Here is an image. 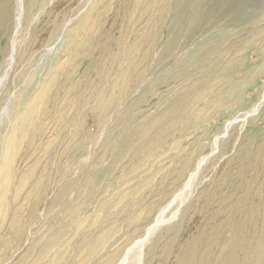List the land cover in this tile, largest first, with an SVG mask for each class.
<instances>
[{
    "label": "rangeland",
    "instance_id": "374dc122",
    "mask_svg": "<svg viewBox=\"0 0 264 264\" xmlns=\"http://www.w3.org/2000/svg\"><path fill=\"white\" fill-rule=\"evenodd\" d=\"M218 1L24 0L32 3L27 8L41 21L36 45L65 17L73 20L70 31L85 18L87 34L80 60L71 55L74 83L66 106L62 94L49 104L51 146L38 150L35 194L25 200V194L21 196L26 207L20 215L21 248L0 264H13L38 239L33 254L25 257L24 264H29L54 235L57 245L46 251L42 264L57 253L56 264H115L129 243L143 235L157 209L181 188L202 152L223 135L230 116L259 101L264 84V0H246L239 14L233 7L227 12L224 3L217 9ZM210 10L226 16L209 18ZM262 105L258 115L237 123L221 138L215 159L194 181L180 219L160 228L144 248V258L151 260L145 264H172L191 237L226 221L228 208L237 202L240 206L232 214L239 212L233 219L243 227L242 238L255 231L257 226L241 210L249 200L245 196L252 194L246 192L252 172L246 170L242 178L237 171L248 166L247 154L258 157L263 174L251 177L262 185L264 196V100ZM68 184L74 185L70 196L79 193L84 203L76 206L74 199L71 214L66 196L63 208L48 210L53 194ZM259 203L257 209H263ZM260 215L252 214L255 219ZM258 245L259 253H248L250 262L245 264H264V243ZM169 252L173 254L165 261L161 254Z\"/></svg>",
    "mask_w": 264,
    "mask_h": 264
},
{
    "label": "bare ground",
    "instance_id": "6f19581e",
    "mask_svg": "<svg viewBox=\"0 0 264 264\" xmlns=\"http://www.w3.org/2000/svg\"><path fill=\"white\" fill-rule=\"evenodd\" d=\"M10 1L11 0H0V39L2 40L0 41V260L9 256L11 258L15 256L16 252H18L17 249L20 246V241H18V239H21V237L24 236V228L22 226L23 219L21 220L20 215L22 210H24L26 207H24L22 200H25V198L31 197L35 194L34 191L38 177L37 169L40 161L38 150H40L41 145L44 147L48 146L49 148L51 146V133L54 130V126L53 123H50L53 114L52 112H49V104L53 96L56 98L60 97L62 94V102L66 106L68 88H70L71 83H74L71 80L73 77L71 76V62L74 61L73 58H75V61L77 62L80 60L79 58L83 56L85 36L87 34L85 32L87 29L85 28V18H82L78 21V24L76 25L77 27L75 26V31H70V25L73 20L65 17V19L58 21V23H54L52 26H50V28L48 27L49 29L47 34L43 37L45 39L42 38L43 41L41 40L36 45L33 40H35V31H37V26L41 21L38 14L27 8V6L32 5V3H24V0H14V4H11ZM220 1L222 2L219 3L218 1L215 3V6L218 7L217 9H220L219 5L224 3L225 7L228 8L227 12H232L235 9L237 14H239V11L242 10L246 4V0ZM254 1L256 2L257 0ZM231 7L234 9L231 10ZM209 13V18L215 16H226V14L219 10L215 11L214 13L212 10ZM199 14L202 13L199 11ZM201 26L199 31L202 30ZM73 53L74 57L71 59V55ZM76 66H78V64ZM258 99L259 101H257L250 109L238 111L236 114L234 113V116H230V118L226 121L224 129L225 132L223 135L216 136L212 142V145L205 153L201 151L202 154H199L200 156L198 155L199 157L197 158L196 162H194L195 164L191 173L188 174L187 178L182 183L181 188L172 194L171 197L160 208L157 209L152 220L150 219V224L145 228L143 235L139 238L135 236L137 239L134 237L135 240L132 239L133 241H131L129 245L127 244L128 246L126 245V248L124 247L125 250L123 254L121 253L122 256L120 255L121 257L119 260L117 262L115 261L116 263H113L145 264L147 261H151H149L148 258L147 260L144 258L145 251H147H144V248L152 236L157 231H159L160 228L170 224L171 222H175V220L181 216L180 214H183V212H181L182 206L190 195L191 189H193L192 187L194 185V181L199 176L203 166H205L210 159L216 157L218 153L217 144L221 141V138L226 136L228 129L235 126L237 123L245 122L247 118L252 119L254 116L259 114L263 106L262 102L264 100V84L261 87V94ZM52 126L53 129H51ZM47 131L49 135H44ZM41 140H43V144ZM155 145L158 144L155 143ZM252 157L249 154L245 156L248 166L244 169L240 168L237 171L238 176L245 178L246 170H248V172L251 171V176L254 174L255 179H257L260 173L263 174V168H260L259 165V158ZM24 162H26V167L24 166L25 169H22V164ZM115 164H117V162ZM98 176L100 177V175ZM251 176H249L250 184L247 187L246 192L248 194L252 192V194L245 196V198H249V200H247V205L243 204L241 208L244 215L246 214L247 216L251 217L250 223L254 226H257L252 234L247 235L250 237L242 238V236H244L241 230L243 227L241 224L236 222L235 219H233V216H236V213H239L235 212L232 214V211L240 206V203L237 202V204H234L228 208L230 214H228L229 218L227 217L228 219L226 221H221L222 223H220L217 227L213 226L212 228L211 225V229L209 230L212 231L211 233L209 231L208 233L206 230L205 231L207 233L201 230L202 234H198L200 236L194 239L191 237V242H189L185 248L183 247L182 250H179V252L175 254L172 264H245V260L247 258L246 256L249 255L248 253H259L258 243H264V236H262V229L264 228V196L261 195L263 191L262 185L258 182L254 184V181L252 180L253 176ZM106 178L104 177V179ZM65 183L63 185H65ZM72 185L68 184L66 187H60L61 189H58L57 187L58 190L53 194V197L48 204V210L52 209L57 211L58 209H61V207L63 208L64 206H61L63 204L61 200H63L66 196L69 197V199L66 200L68 201V208L69 205L75 201L77 202L76 206H81V204L84 203V201L82 203L79 202V196H81V194L75 193V196H70L71 194H69V190L72 188ZM81 190H84V188L79 187L78 191ZM23 194H25L26 197L22 199L21 196ZM74 199L77 200L74 201ZM92 199H94V196ZM92 199H90V201ZM244 200L245 199H243V202ZM91 202H93V200ZM259 202H262L263 209H257L260 205ZM9 209L11 210L10 212ZM75 209V206H71L68 211H71V214H73ZM257 211H261L259 219H255L252 216V214ZM203 227L205 228L204 225ZM61 230L63 231V228ZM51 236L53 237V235ZM203 237L206 240H204ZM54 238L52 241L49 240L48 243L46 241L45 246L40 251H38L39 253L37 257L29 264H42L43 258L47 254L46 251H51L57 245L56 235H54ZM37 243L38 239L33 240L31 246L27 250V254L15 258L14 260L16 261L13 264H24L26 261L25 257L33 254ZM152 252L153 250H151V253ZM229 252H231V257H229ZM172 254L173 252H169L162 253L161 255H163L164 260L167 261ZM161 255L159 258H161ZM58 260L59 254L57 253V257L54 255V257L49 260L50 263L48 264H56ZM161 262L165 263L163 261ZM248 262H250V260H248Z\"/></svg>",
    "mask_w": 264,
    "mask_h": 264
}]
</instances>
